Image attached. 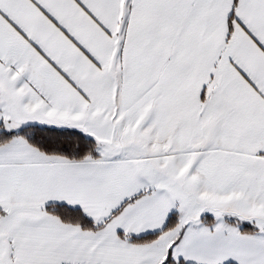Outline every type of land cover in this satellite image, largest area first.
I'll use <instances>...</instances> for the list:
<instances>
[{"label":"snow or ice","instance_id":"1","mask_svg":"<svg viewBox=\"0 0 264 264\" xmlns=\"http://www.w3.org/2000/svg\"><path fill=\"white\" fill-rule=\"evenodd\" d=\"M0 264H264V0H0Z\"/></svg>","mask_w":264,"mask_h":264}]
</instances>
